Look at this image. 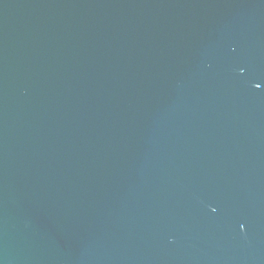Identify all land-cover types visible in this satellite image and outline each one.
<instances>
[{
  "label": "water",
  "instance_id": "water-1",
  "mask_svg": "<svg viewBox=\"0 0 264 264\" xmlns=\"http://www.w3.org/2000/svg\"><path fill=\"white\" fill-rule=\"evenodd\" d=\"M0 264H264V0H0Z\"/></svg>",
  "mask_w": 264,
  "mask_h": 264
}]
</instances>
